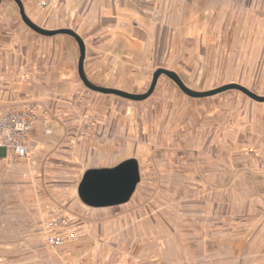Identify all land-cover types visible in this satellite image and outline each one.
<instances>
[{
  "label": "rangeland",
  "instance_id": "374dc122",
  "mask_svg": "<svg viewBox=\"0 0 264 264\" xmlns=\"http://www.w3.org/2000/svg\"><path fill=\"white\" fill-rule=\"evenodd\" d=\"M181 15L178 33L155 35L149 52L97 51L80 35L88 80L145 94L164 68L194 91L235 84L264 97V0H195ZM16 19L21 38L1 25L0 111L30 107L38 119L25 159L0 150V264H264V103L236 89L191 98L165 75L143 101L91 91L72 37ZM121 102L138 107L134 137L148 153L134 207L110 228L106 211L81 220L67 210L51 156L74 126L93 138L105 117L94 108ZM139 118L153 120L150 132Z\"/></svg>",
  "mask_w": 264,
  "mask_h": 264
},
{
  "label": "crops",
  "instance_id": "0c3cea01",
  "mask_svg": "<svg viewBox=\"0 0 264 264\" xmlns=\"http://www.w3.org/2000/svg\"><path fill=\"white\" fill-rule=\"evenodd\" d=\"M19 1L25 15L34 24L47 30L70 29L79 36L87 37V40H93V50L102 52L132 49V47L143 52L154 50V36L171 34L173 30H175L173 33L177 34L179 19L183 18L181 12L186 9L187 4L195 2V0ZM43 1L47 2L45 8H41L39 5ZM18 14L19 8L13 0L1 2L0 35L1 25L7 23L6 25L10 24L11 32L15 33L19 29L18 38L22 37L25 30L16 19ZM83 41L86 56L88 43L84 39ZM115 45L125 46L116 47ZM145 61L146 59L142 60L143 65L146 64ZM121 105L94 108V113L105 117L97 120L93 126V138L90 133L87 134V137H76V130L81 125L79 124L78 128L74 126L75 131L72 134L67 133L65 140L58 144L57 148H54L56 149L55 156H51V159L57 163L59 178L66 182L68 198L65 207L67 210L79 213L80 219L81 214L83 215L89 210L106 211L115 216L106 221V225L110 228L118 227L120 225L119 217L123 212L134 207V197L139 193L143 183V168L148 153L146 142L134 137L136 122L132 115L138 113V107L128 106V104L124 106L123 103ZM138 120L142 123L144 130L148 125L149 129L145 131L150 132L153 120L148 121V118H139ZM100 135L103 137H99ZM123 164L137 165L140 177L135 192L128 202L104 206L108 195L107 193L103 195L105 193L103 191L93 196L91 206L85 205L80 200L78 188L83 178L88 176L86 175L88 171H94L93 175L102 174L114 171Z\"/></svg>",
  "mask_w": 264,
  "mask_h": 264
},
{
  "label": "water",
  "instance_id": "95a60500",
  "mask_svg": "<svg viewBox=\"0 0 264 264\" xmlns=\"http://www.w3.org/2000/svg\"><path fill=\"white\" fill-rule=\"evenodd\" d=\"M2 1L3 0H0V4ZM13 1L17 4L19 8V14L24 24L35 33L47 37L54 36L57 34H63V35H68L75 40L79 50L78 64H77L78 75L81 81L83 82V84L91 91L103 93V94H113L132 101H143L152 94L159 77L165 75L169 79H171L184 94H186L191 98L200 99V98L210 97L227 90L236 89L241 91L250 99L259 103H264L263 96H258L250 92L246 88L235 84L226 85L218 89L206 91V92H198L191 90L183 83L181 78L175 72L162 68L157 69L153 73L150 88L145 94H133L117 89H110V88L96 86L88 80L84 72L85 44L83 39L77 33H75L70 29L47 30L34 24L25 15L21 2L19 0H13ZM139 181H140V177H139L137 165L123 164L114 171H107L102 174H94V175L90 174L88 176H85L81 184L79 185L78 196L85 205L91 206L92 204L91 201L93 200V196L96 193L103 191L105 192L103 195H106V193L108 195L107 196L108 198H106V201L104 202L105 203L104 206L120 205L130 200L131 196L135 192L136 186L139 183Z\"/></svg>",
  "mask_w": 264,
  "mask_h": 264
},
{
  "label": "built area",
  "instance_id": "2783aa9c",
  "mask_svg": "<svg viewBox=\"0 0 264 264\" xmlns=\"http://www.w3.org/2000/svg\"><path fill=\"white\" fill-rule=\"evenodd\" d=\"M40 7L45 8L47 2H40ZM38 116L30 107L17 110L0 111V150L16 159H25L29 155L28 136L34 129ZM63 224L58 220L56 223ZM54 245H60V240L51 239Z\"/></svg>",
  "mask_w": 264,
  "mask_h": 264
},
{
  "label": "trees",
  "instance_id": "16d2710c",
  "mask_svg": "<svg viewBox=\"0 0 264 264\" xmlns=\"http://www.w3.org/2000/svg\"><path fill=\"white\" fill-rule=\"evenodd\" d=\"M94 173V171H88L87 173H86V175H90V174H93Z\"/></svg>",
  "mask_w": 264,
  "mask_h": 264
}]
</instances>
